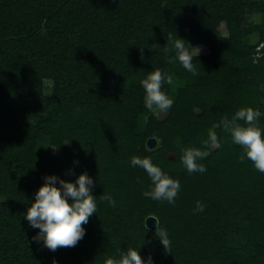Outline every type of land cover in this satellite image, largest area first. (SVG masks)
I'll use <instances>...</instances> for the list:
<instances>
[{
	"label": "trees",
	"instance_id": "obj_1",
	"mask_svg": "<svg viewBox=\"0 0 264 264\" xmlns=\"http://www.w3.org/2000/svg\"><path fill=\"white\" fill-rule=\"evenodd\" d=\"M174 31L209 48L195 76L167 59ZM155 68L174 73L166 113L143 103L140 80ZM241 106L264 111V0H0V264H100L140 244L154 264H264V172L219 125ZM214 125L222 146L206 172L188 173L181 146L203 147ZM134 154L179 178L174 204L143 195L151 181L130 165ZM83 170L98 214L74 247L51 251L23 214L44 174ZM150 214L170 251L146 226Z\"/></svg>",
	"mask_w": 264,
	"mask_h": 264
},
{
	"label": "clouds",
	"instance_id": "obj_2",
	"mask_svg": "<svg viewBox=\"0 0 264 264\" xmlns=\"http://www.w3.org/2000/svg\"><path fill=\"white\" fill-rule=\"evenodd\" d=\"M166 41L174 53V56H168L167 59L170 62L178 60L184 69L194 76L197 75L194 58L197 59L202 46L193 44L176 31L167 33ZM167 51L169 49L166 48L165 52ZM173 83L174 73L161 68L149 71L140 80L144 90L142 97L144 106L152 112H168L174 104V97L164 85L171 86ZM262 116L264 111L257 107L241 106L230 117L225 115L219 121V125L230 133L232 143L243 148L239 158L242 161L246 158L251 160L259 172H264V127L260 125ZM215 129L214 125L207 130V136L200 141L203 147L181 146L180 160L188 173L207 171V166L202 161L212 148H220L223 141V137L218 135ZM129 162L132 167L143 168L150 178L149 187L143 191L145 197L175 203L181 190L179 178L171 176L159 164L154 163L151 156L142 157L134 154ZM95 183L87 170L81 171L74 180L56 173L44 174L43 183L35 191L34 199L23 214L29 227L37 229L33 234V240L42 241L51 251L58 247H74L86 234L85 225L89 218L93 213L98 214L97 196L93 193ZM100 199L113 207L117 204L109 192H103ZM205 208L206 203L198 199L193 211L202 212ZM151 215L157 219L156 235L165 249L170 251L171 240L167 229L160 224L158 216ZM140 245L118 248V254L104 256L100 264H154L150 255L142 258ZM52 264H59L58 259L53 257Z\"/></svg>",
	"mask_w": 264,
	"mask_h": 264
},
{
	"label": "water",
	"instance_id": "obj_3",
	"mask_svg": "<svg viewBox=\"0 0 264 264\" xmlns=\"http://www.w3.org/2000/svg\"><path fill=\"white\" fill-rule=\"evenodd\" d=\"M157 144V138L156 137H150L147 140V146L149 148H154ZM145 224L148 228H155L157 227V219L156 217L152 216L151 214L148 215V217L145 220Z\"/></svg>",
	"mask_w": 264,
	"mask_h": 264
},
{
	"label": "rangeland",
	"instance_id": "obj_4",
	"mask_svg": "<svg viewBox=\"0 0 264 264\" xmlns=\"http://www.w3.org/2000/svg\"><path fill=\"white\" fill-rule=\"evenodd\" d=\"M255 19L257 20V19H259V17L257 16V17H255ZM222 30L225 32V26L224 25L222 26ZM198 45L202 46L200 53H206L209 50L207 44H198ZM46 84H47V91H49L50 87L52 86V83L50 81H47ZM52 151L54 152L53 147H52Z\"/></svg>",
	"mask_w": 264,
	"mask_h": 264
}]
</instances>
